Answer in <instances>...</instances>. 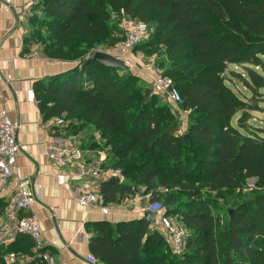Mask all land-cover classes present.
<instances>
[{
    "label": "trees",
    "instance_id": "1",
    "mask_svg": "<svg viewBox=\"0 0 264 264\" xmlns=\"http://www.w3.org/2000/svg\"><path fill=\"white\" fill-rule=\"evenodd\" d=\"M42 6L38 32L45 31L33 38L43 40L46 58L77 64L33 84L42 119L68 121L73 136L90 128L108 141L111 167L125 181L111 177L100 183L104 205L144 187L149 203H160L185 232L177 255L143 218L88 223L89 250L98 264H264V129L245 124L248 111H258L255 100L264 88V77L246 68L264 67V0H42ZM112 12L113 20L126 17L154 29L135 49L150 55L163 46L172 63L164 68L159 62L163 76L189 111L185 132L137 76L87 54L94 38L111 30ZM113 25L118 36L108 41L112 47L123 39L118 21ZM23 41L27 53L29 38ZM229 65L245 67L248 80L242 81L251 104L227 85ZM140 156L157 165L138 164ZM251 178L254 188L243 193ZM16 241L20 252L33 248L27 236Z\"/></svg>",
    "mask_w": 264,
    "mask_h": 264
},
{
    "label": "crops",
    "instance_id": "2",
    "mask_svg": "<svg viewBox=\"0 0 264 264\" xmlns=\"http://www.w3.org/2000/svg\"><path fill=\"white\" fill-rule=\"evenodd\" d=\"M29 9L28 0H10L9 3L0 0V110H6L9 118L19 123L17 142L22 148L16 162L17 173L4 181L1 189L0 213L18 182L29 181L35 202L20 215H33L37 219L42 231L43 252L48 253L55 264H89L86 258L92 256L89 250L91 234L86 224L99 221L116 224L141 219L149 200L146 196H132L110 205V213L106 216L99 209L88 211L77 205L75 190L83 182L78 173L84 165L74 151L75 139L65 132L55 133L56 119L43 120L37 103L29 102L26 97L27 89L33 88L35 82L69 71L77 64L48 59L36 50L23 52L25 30L17 21L23 19ZM129 71L147 80L152 76L151 69L146 67L140 70L129 67ZM50 150L54 159L49 158ZM85 165L89 168V162ZM105 172L99 171L100 182L106 181L108 172ZM59 174L64 175L63 186L57 184ZM153 226L157 228L158 224ZM18 236L21 235L15 236L10 243L1 244L0 253L14 248L18 256L16 264H41L33 248L27 254L20 252L22 245L16 241Z\"/></svg>",
    "mask_w": 264,
    "mask_h": 264
},
{
    "label": "built area",
    "instance_id": "3",
    "mask_svg": "<svg viewBox=\"0 0 264 264\" xmlns=\"http://www.w3.org/2000/svg\"><path fill=\"white\" fill-rule=\"evenodd\" d=\"M7 3L10 0H6ZM29 6H35L36 0H28ZM118 21V27L122 31V41L115 45L118 56L127 59L129 54L135 50L136 46L140 45L147 39V26L141 22L127 19L126 17L115 19ZM23 19H18L17 23H21ZM114 47V48H115ZM159 72V70H156ZM152 91L156 95L165 96L171 105L175 107L180 115V129L183 132L186 128L187 115L180 110L182 99L179 91L174 86L173 81L163 76L162 73L156 77H150ZM26 97L29 102H35V93L33 88L26 91ZM57 122V120L55 121ZM20 125L18 122L12 121L7 111L0 110V192L4 185V181L12 178L17 173V158L21 153V146L17 142V134ZM54 153L49 151V158L54 159ZM79 178L83 181L75 190V200L79 207L91 211L99 209L102 215L106 216L110 213V206L104 205L99 194L100 183H95L93 178L95 175L98 179V174L90 172L88 168H81L78 173ZM111 177L120 178L118 173L110 174ZM110 177V178H111ZM119 180H122L121 178ZM100 182V181H99ZM57 184L63 186L65 178L63 174L57 176ZM29 181H20L17 184L15 191L8 200L7 205L0 213V245L10 243L17 235L29 237L33 242V249L36 258L41 261V264H55L53 258L46 252H41L44 249L42 240V231L37 219L33 215H20L27 211L35 202V195L29 189ZM148 197V196H147ZM146 197V198H147ZM148 199V198H147ZM144 212H150L154 215V222L158 224L157 230L163 235L168 236L171 250L173 254H181L184 249L185 232L178 227L171 218L163 214V208L160 203H148ZM20 216H19V215ZM167 236H165L167 238ZM2 264H16L18 256L15 253L7 252L0 256ZM89 264H98L94 256L86 258Z\"/></svg>",
    "mask_w": 264,
    "mask_h": 264
},
{
    "label": "rangeland",
    "instance_id": "4",
    "mask_svg": "<svg viewBox=\"0 0 264 264\" xmlns=\"http://www.w3.org/2000/svg\"><path fill=\"white\" fill-rule=\"evenodd\" d=\"M30 8L28 10V14L26 16L23 17V21L20 23L21 26L24 27L25 30V36L27 38H29L28 41V48L30 49L28 52L36 50L37 52H39V54H41L42 56L45 57V55L43 54V48L45 46V44L43 43V40L36 38H33V36H37L39 34L44 33L45 30H42V32H38L41 31L39 30V24L41 22V20L43 19V6H42V0H36V5L35 6H29ZM113 12L110 15V23H109V27L111 30L108 31V34H104L101 36H97L94 38V46L92 47V49L89 50V52L87 53L89 56H92L95 52H103V53H107L109 55H111L112 57L124 62V64L128 67H133L134 69H142L143 67L146 68H150L151 71L149 72V74H151L152 76H149L148 80L145 79L144 77H142L141 75L133 72V71H129V73H132L133 75L137 76L139 78V82L144 85L147 86L148 88L151 89L152 91V87H151V78L150 77H156L159 72L163 74L164 72V68L170 66L171 61L168 60V58L166 57V55L164 54V50H163V46L162 45H158L154 48H152V53L150 55H147V53L145 54L142 51H137L136 49L134 51H132V54H129L127 59L123 56H118V52L116 51V47L115 46H110L109 45V40L112 37L118 36V33L116 31L113 30L112 26H114L113 24H115V20H113ZM30 18H35L36 22L30 21ZM148 29V34H147V39L144 40L142 43H145L146 41L151 39V36L153 34L154 29L151 28ZM141 43V44H142ZM140 44V45H141ZM115 47V48H114ZM164 62V68L160 67V63L159 62ZM263 64H264V60H263ZM264 66V65H263ZM253 68L257 73L261 74L264 77V67H253L251 65H246V68ZM156 70H159V72H157ZM245 67L243 66H238V65H229L226 69V71L224 72L225 77L227 79L226 83L227 85L234 91V93L243 101L251 104V99L252 97V93L244 87L243 81L242 79L245 78L246 80H248L246 71H245ZM244 80V79H243ZM154 94V93H153ZM259 94L260 96L257 97V99L255 101H257V104L259 106L258 111H248L249 114V119L247 121H245V124L250 125L253 128L256 129H264V88L259 90ZM156 95V94H154ZM160 100L159 104H165L168 109L170 114L172 115V117L174 118L175 121H177L179 124L180 122V115L178 114V111L175 110V107L173 105L170 104V102L168 101V99L162 95H156ZM253 101V100H252ZM35 102L37 103V101L35 100ZM180 110L183 111L186 115L189 114L188 110H185L183 108L180 107ZM240 116L237 115L232 124L233 126H236V122L238 120ZM54 119V118H53ZM57 122H54V124L58 125V128L56 129L55 133H59V132H65L67 134V136L70 137H74L75 141H74V151L77 154L76 156L80 157L81 161L83 162L82 164L84 165V168H88L86 167V163L89 162V171L90 172H94L97 173V171H103V172H108L107 175H105L106 177V181L111 177L110 174L112 173H118L120 175V178L122 180L121 181H125L123 179V177L121 176V172L119 169H113L111 166L114 164V162L112 161L114 157H112L111 155V147L109 145H107L106 140L101 139L99 133L94 132L92 129L90 128H84L78 135L73 136L71 134L70 131L66 130V127L68 125V121L63 120V119H56ZM247 125V126H248ZM186 131V128L184 129L183 132ZM115 141L117 143L122 142L123 139L120 137H117L115 139ZM76 149V150H75ZM136 152H131L128 156H134ZM80 154V155H79ZM128 159H132L130 157H128ZM152 166H156L157 164L150 159L149 157L146 156H140L138 158V164L141 163H146ZM148 165V166H149ZM150 167V166H149ZM105 172V173H106ZM93 181L95 183H101L99 182V180H97V178H95L96 176L93 175ZM119 178V179H120ZM249 180V179H248ZM246 181V187L244 188L245 190L243 191V193H248L250 192V189L254 188L255 185V181ZM160 191V190H159ZM162 191V190H161ZM209 192V191H207ZM136 195L139 196H148V200L150 199V192L147 193V195L145 194V188L144 187H139L138 191L136 193ZM212 195H214V193H212ZM135 196V195H134ZM132 197V196H131ZM131 197H129L128 199H130ZM110 206V205H109ZM173 222L180 227L179 223L176 221V219H173ZM155 224V222L153 223V225ZM157 225V224H156ZM167 236V235H165ZM168 239V236H167Z\"/></svg>",
    "mask_w": 264,
    "mask_h": 264
},
{
    "label": "water",
    "instance_id": "5",
    "mask_svg": "<svg viewBox=\"0 0 264 264\" xmlns=\"http://www.w3.org/2000/svg\"><path fill=\"white\" fill-rule=\"evenodd\" d=\"M93 60L98 62L99 64L113 69H119V70H126L129 71V67H127L124 62L112 57L111 55L103 52H95L93 54ZM256 178H251L249 181H255ZM143 219L148 221L150 224L154 223V215L150 212H144Z\"/></svg>",
    "mask_w": 264,
    "mask_h": 264
}]
</instances>
